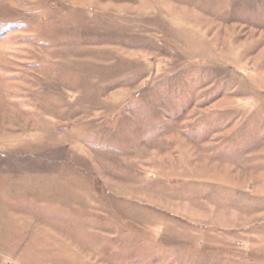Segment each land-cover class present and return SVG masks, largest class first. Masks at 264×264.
Masks as SVG:
<instances>
[{"label": "rangeland", "instance_id": "1", "mask_svg": "<svg viewBox=\"0 0 264 264\" xmlns=\"http://www.w3.org/2000/svg\"><path fill=\"white\" fill-rule=\"evenodd\" d=\"M0 264H264V0H0Z\"/></svg>", "mask_w": 264, "mask_h": 264}]
</instances>
